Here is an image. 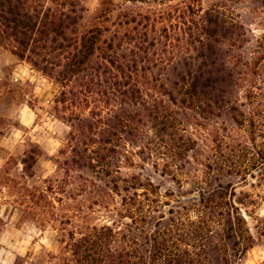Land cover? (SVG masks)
Wrapping results in <instances>:
<instances>
[{"label":"rangeland","instance_id":"obj_1","mask_svg":"<svg viewBox=\"0 0 264 264\" xmlns=\"http://www.w3.org/2000/svg\"><path fill=\"white\" fill-rule=\"evenodd\" d=\"M81 4L87 17L97 9L108 10L112 19L128 11L138 20L148 17L154 29L147 34L162 44L150 47L154 76L179 66V57L184 56L182 42L180 48L164 45V28L169 29V39L175 22L181 26L179 16L187 18L193 12L199 21L216 11L232 32L215 39L214 47L220 54L217 64L235 70L227 96L237 110L213 108L210 113L176 105L177 127L165 134L146 126L138 139L105 145L94 142L99 135L93 132L92 141L83 147L92 158L87 163L98 167L75 169L67 177L70 120L87 116L89 108L61 103L65 84L55 72L51 76L40 72L0 43V264H72L70 244L89 229L104 226L137 238L146 264H166V255L182 264H264V0H84ZM181 28L174 35H180L185 27ZM77 86L71 82L66 90ZM90 101L89 107L95 103ZM110 148L116 152L107 155L108 165L97 162L94 151L100 150L102 156ZM134 176L137 179L131 180ZM50 182L54 190L48 195L54 208L49 207L44 218L38 215L39 221L27 217L18 196L25 188L45 189ZM128 207L136 220L146 221L131 224ZM165 228L157 242L145 244L147 235ZM160 253L166 258H155Z\"/></svg>","mask_w":264,"mask_h":264},{"label":"trees","instance_id":"obj_2","mask_svg":"<svg viewBox=\"0 0 264 264\" xmlns=\"http://www.w3.org/2000/svg\"><path fill=\"white\" fill-rule=\"evenodd\" d=\"M83 1L0 0V43L10 47L12 54L30 62L40 72L48 76L55 72L60 83L65 84L61 103L68 102L71 108L80 110L89 108L87 116L81 117L80 114L70 120L71 152L64 162L65 176L70 177V172L75 169L98 167L93 162V166L91 162L87 163L92 158L85 155L83 147L92 141L89 137L93 132L99 135V140L94 142L105 145L113 140L138 139L144 134L146 126L165 134L167 129L177 127L176 105L187 104L210 113L213 108H226L230 113L237 110L236 104L227 96L236 77L235 70L232 66L217 64L220 54L214 47L215 39L232 32L216 11L207 12L199 21L193 12L187 18L179 16L181 26L185 28L180 35H174L182 29L175 20L176 30L171 32L173 34L169 39V29L164 28V45L180 48L182 42L184 56H178L182 62L179 66L169 70L164 68L168 72L161 69L154 76L155 59L149 51L151 46L155 47L156 42L161 44V41L155 35L147 34L149 28H153L149 18L138 20L128 11L112 19L108 10L101 9L87 17V8L81 4ZM112 4L115 5L113 1ZM141 27L146 29L144 33ZM169 28L173 29L172 26ZM74 81L77 88L66 90L68 84ZM90 100L95 102L91 107ZM112 102L117 105L109 106ZM99 152L94 151L98 155L97 162L105 164L107 155L114 154L116 150L106 149L102 156ZM105 173L109 177L111 171ZM136 177H131V180ZM66 182V179L62 181L63 184ZM113 183L117 188V183ZM147 184L152 187L151 182ZM139 185L144 187L145 183L139 182ZM53 190L51 182L45 189H24L18 200L21 205H26L23 212L27 217L39 221L38 215L44 218L49 207L54 208L48 195ZM135 199L136 196L130 198L132 202ZM202 201L205 199L202 198ZM125 209L131 215V224L146 221L144 217L136 220L131 213L132 207ZM156 231L144 238L146 245L157 242L158 236L165 235L167 229ZM80 237L70 244L72 258H68V262L72 264H80L81 261L84 264H146L137 238L123 233L119 235L105 226L91 228ZM163 238L159 244L161 250L164 247ZM162 256L160 253L155 258ZM166 256L169 257L166 264H182L180 259Z\"/></svg>","mask_w":264,"mask_h":264},{"label":"water","instance_id":"obj_3","mask_svg":"<svg viewBox=\"0 0 264 264\" xmlns=\"http://www.w3.org/2000/svg\"><path fill=\"white\" fill-rule=\"evenodd\" d=\"M197 197V195H194V197H191V198H196Z\"/></svg>","mask_w":264,"mask_h":264}]
</instances>
